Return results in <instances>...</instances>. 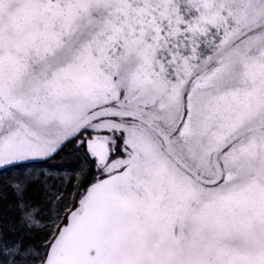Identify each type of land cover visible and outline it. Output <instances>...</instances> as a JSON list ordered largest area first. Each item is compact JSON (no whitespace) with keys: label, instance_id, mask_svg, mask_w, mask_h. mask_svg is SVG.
<instances>
[{"label":"snow or ice","instance_id":"1","mask_svg":"<svg viewBox=\"0 0 264 264\" xmlns=\"http://www.w3.org/2000/svg\"><path fill=\"white\" fill-rule=\"evenodd\" d=\"M0 264H264V0H0Z\"/></svg>","mask_w":264,"mask_h":264}]
</instances>
